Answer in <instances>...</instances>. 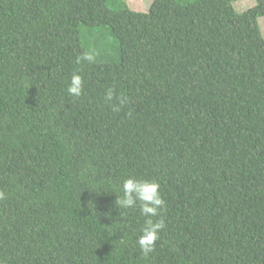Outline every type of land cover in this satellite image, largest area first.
Returning a JSON list of instances; mask_svg holds the SVG:
<instances>
[{"label":"trees","instance_id":"16d2710c","mask_svg":"<svg viewBox=\"0 0 264 264\" xmlns=\"http://www.w3.org/2000/svg\"><path fill=\"white\" fill-rule=\"evenodd\" d=\"M235 1L0 0L3 264H264V0ZM128 176L166 202L147 258Z\"/></svg>","mask_w":264,"mask_h":264},{"label":"clouds","instance_id":"9594fccd","mask_svg":"<svg viewBox=\"0 0 264 264\" xmlns=\"http://www.w3.org/2000/svg\"><path fill=\"white\" fill-rule=\"evenodd\" d=\"M91 61L90 56L77 55L75 63L81 64L82 61ZM84 79L79 71H73L67 82L66 91L69 97L79 98L82 95ZM103 100L114 112H119L121 108L128 103V97L120 94L116 95L112 88L106 89ZM5 199V193L0 190V200ZM115 204L117 208L128 210L139 208L141 216L144 217L143 225L137 236L141 254L147 258L149 253L154 252L156 242L159 240L161 230L166 226L161 210L165 208L166 202L160 193V184L154 179L138 178L128 176L121 185V195L116 197ZM123 216V213L120 212ZM157 217V219H153ZM3 264V261H0Z\"/></svg>","mask_w":264,"mask_h":264},{"label":"rangeland","instance_id":"374dc122","mask_svg":"<svg viewBox=\"0 0 264 264\" xmlns=\"http://www.w3.org/2000/svg\"><path fill=\"white\" fill-rule=\"evenodd\" d=\"M125 1L130 8L137 11H148L153 2V0H125ZM253 5H255V0H237L233 2V6L238 12H242ZM258 22L260 25L261 32L264 36V16L259 17ZM96 35L97 34H93L92 37H90L88 34L82 35V42L85 45L86 49L91 48V46H94V43L96 41ZM111 40H112L111 37L106 32V34H104V37H102L99 41L100 46L102 48L101 51L105 53V55L103 56L104 59L113 58V50L109 46H107V42L109 41L111 42ZM116 55H117V51H116Z\"/></svg>","mask_w":264,"mask_h":264}]
</instances>
